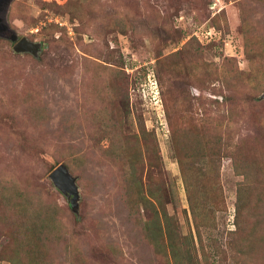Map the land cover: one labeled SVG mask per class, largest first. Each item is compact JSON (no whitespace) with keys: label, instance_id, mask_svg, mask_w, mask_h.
<instances>
[{"label":"rangeland","instance_id":"374dc122","mask_svg":"<svg viewBox=\"0 0 264 264\" xmlns=\"http://www.w3.org/2000/svg\"><path fill=\"white\" fill-rule=\"evenodd\" d=\"M7 15L43 48L0 37V264H264V0Z\"/></svg>","mask_w":264,"mask_h":264},{"label":"water","instance_id":"95a60500","mask_svg":"<svg viewBox=\"0 0 264 264\" xmlns=\"http://www.w3.org/2000/svg\"><path fill=\"white\" fill-rule=\"evenodd\" d=\"M12 0H0V13L8 11ZM0 29L5 31L8 29V24H0ZM12 32V30H11ZM4 35V33H0ZM10 39L15 41L14 50L16 52H30L36 54L41 49V43L29 40L26 36L19 37L16 32H12ZM54 184L67 196L71 207L74 211L79 207V188L76 182V177L70 173L66 164L61 163L50 173Z\"/></svg>","mask_w":264,"mask_h":264},{"label":"trees","instance_id":"16d2710c","mask_svg":"<svg viewBox=\"0 0 264 264\" xmlns=\"http://www.w3.org/2000/svg\"><path fill=\"white\" fill-rule=\"evenodd\" d=\"M9 9H10V7L8 8V11H9ZM54 26H56L55 24L54 25H50V28H48L47 30L48 31H52L53 29H54ZM88 27V26H87ZM86 27V28H87ZM85 28V29H86ZM89 28H90V26H89ZM46 30V31H47ZM14 32H16V31H14ZM17 33V32H16ZM18 34V33H17ZM20 37V36H19ZM10 41H12V40H10ZM12 42H15V41H12ZM41 43V49L39 50V51H41L42 50V48H43V43L42 42H40ZM27 53H30V52H27ZM38 53V52H37ZM36 53V54H37ZM31 54H33V53H31ZM36 54H33L34 56H36ZM241 198V197H240ZM70 203V202H69ZM70 206H71V204H70ZM154 215V214H153ZM159 222H160V220L158 219V216H157V218H156V216L154 215V220L152 221V227L154 228V229H157L158 227H160V224H159ZM173 257H174V260L178 263V264H180V258H179V252L178 253H174V255H173Z\"/></svg>","mask_w":264,"mask_h":264},{"label":"flooded vegetation","instance_id":"af4514ba","mask_svg":"<svg viewBox=\"0 0 264 264\" xmlns=\"http://www.w3.org/2000/svg\"><path fill=\"white\" fill-rule=\"evenodd\" d=\"M7 14H8V11H6V13L4 11L0 13V24H2V23L8 24V29H6L5 31H2L0 29V33H4V35L0 34V37L2 36V37H5V38H9V40H11L10 39V35L15 30L10 27V23H9ZM11 30H12V32H11ZM31 41H35V40H31ZM13 43L15 44V42H13Z\"/></svg>","mask_w":264,"mask_h":264}]
</instances>
